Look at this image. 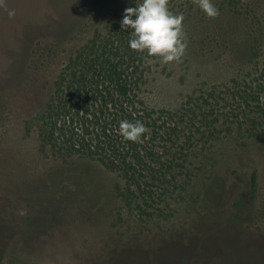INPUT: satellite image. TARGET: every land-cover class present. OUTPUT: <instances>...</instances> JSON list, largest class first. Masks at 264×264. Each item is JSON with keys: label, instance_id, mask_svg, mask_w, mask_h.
<instances>
[{"label": "rangeland", "instance_id": "rangeland-1", "mask_svg": "<svg viewBox=\"0 0 264 264\" xmlns=\"http://www.w3.org/2000/svg\"><path fill=\"white\" fill-rule=\"evenodd\" d=\"M212 2L216 18L194 0H169V10L184 16L185 54L180 62L143 60L138 94L149 109L179 112L221 94L204 111L220 119L216 129L197 122L199 132L183 144L187 169L177 182H154L146 212L135 201L126 206L120 172L64 157L41 133L71 55L116 11L141 0L0 6V264H264V144L246 132L243 117H225L231 100L222 93L259 75L264 44L247 57L253 23L264 33V0Z\"/></svg>", "mask_w": 264, "mask_h": 264}, {"label": "trees", "instance_id": "trees-1", "mask_svg": "<svg viewBox=\"0 0 264 264\" xmlns=\"http://www.w3.org/2000/svg\"><path fill=\"white\" fill-rule=\"evenodd\" d=\"M126 8L116 11L104 31H96L71 55L55 80L42 117L46 128L41 133L64 157L98 160L107 169L120 172L127 184L121 192L126 206L131 208L135 201L137 210L146 212L142 203L148 206L154 182H177L176 176L187 169L183 144L199 132L197 122L210 132L216 129L220 119L212 120L208 118L212 113L204 111L214 110L209 101L218 102L221 94L209 92L201 103L188 102L179 112L144 106L138 91L147 54L129 48L131 29L121 26ZM253 26L247 61L258 55L259 45L263 48L264 44L260 22ZM254 70L259 75L251 83H236L223 90L231 100L225 117H243L246 132L264 144V58L257 61ZM233 111L237 114L232 115ZM121 120L145 124L149 131L142 143L125 141L118 134ZM182 137L186 139L181 141ZM157 141L163 142L161 149L155 147ZM177 142L182 143L173 150L178 148ZM140 199L142 202L137 201Z\"/></svg>", "mask_w": 264, "mask_h": 264}, {"label": "clouds", "instance_id": "clouds-1", "mask_svg": "<svg viewBox=\"0 0 264 264\" xmlns=\"http://www.w3.org/2000/svg\"><path fill=\"white\" fill-rule=\"evenodd\" d=\"M200 10L209 18L219 16V9L212 0H194ZM5 0H0V6ZM169 0H141L138 6L124 10L121 26L131 29L128 45L131 50L145 52L149 56L159 57L163 63L180 62L187 44L183 31L184 16L173 14L168 7ZM9 17L14 15L8 11ZM149 131L142 121L121 120L118 134L128 142L142 143ZM20 215H24L21 210Z\"/></svg>", "mask_w": 264, "mask_h": 264}]
</instances>
